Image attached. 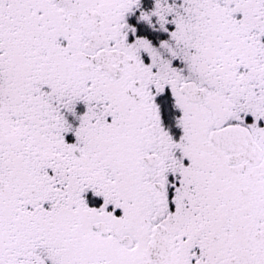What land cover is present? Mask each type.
<instances>
[{"label":"snow or ice","instance_id":"obj_1","mask_svg":"<svg viewBox=\"0 0 264 264\" xmlns=\"http://www.w3.org/2000/svg\"><path fill=\"white\" fill-rule=\"evenodd\" d=\"M0 264H264V0H0Z\"/></svg>","mask_w":264,"mask_h":264}]
</instances>
